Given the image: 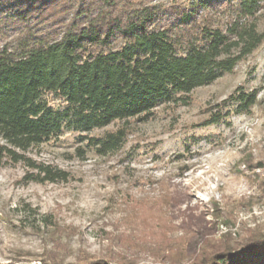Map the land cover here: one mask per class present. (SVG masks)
<instances>
[{
  "label": "rangeland",
  "instance_id": "1",
  "mask_svg": "<svg viewBox=\"0 0 264 264\" xmlns=\"http://www.w3.org/2000/svg\"><path fill=\"white\" fill-rule=\"evenodd\" d=\"M256 23L264 34V7ZM239 87L257 91L242 114L228 101ZM185 97L186 104H159L146 120H116L86 134L123 127L115 151L99 154L64 130L24 152L64 179L27 180L26 162L2 158L0 264H189L165 258L166 246L196 242L197 252L224 235L264 234V38L231 72ZM219 108L220 122L204 124Z\"/></svg>",
  "mask_w": 264,
  "mask_h": 264
},
{
  "label": "trees",
  "instance_id": "2",
  "mask_svg": "<svg viewBox=\"0 0 264 264\" xmlns=\"http://www.w3.org/2000/svg\"><path fill=\"white\" fill-rule=\"evenodd\" d=\"M149 2L0 0V160L26 162L32 169L27 180L64 179V171L24 152L64 130L77 132L99 154L115 151L123 127L86 134L116 120H146L162 103L186 104L188 93L231 72L264 38L256 23L264 0H191L168 7ZM51 97L62 103L54 105ZM228 101L234 113H246L257 91L239 87ZM221 108L204 124L219 123ZM175 243L177 251L167 245L165 258L264 264L261 232L238 241L225 235L204 241L197 252L196 242L184 248V241Z\"/></svg>",
  "mask_w": 264,
  "mask_h": 264
}]
</instances>
